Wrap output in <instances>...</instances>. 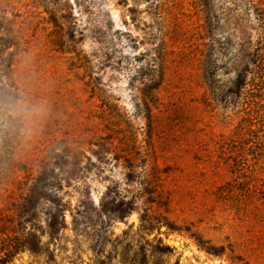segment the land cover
I'll use <instances>...</instances> for the list:
<instances>
[{"label": "trees", "instance_id": "1", "mask_svg": "<svg viewBox=\"0 0 264 264\" xmlns=\"http://www.w3.org/2000/svg\"><path fill=\"white\" fill-rule=\"evenodd\" d=\"M32 2L34 7H43L45 45L53 58L60 59L57 66L67 77L58 86L59 102H68L64 89L72 77L69 73L82 80L85 102H105L113 108L112 102H121L127 93L129 102H134L133 116L143 115L145 120L144 144L149 154L142 157V148L128 128L129 119L104 112L87 126L89 148L76 144L72 137L55 134L36 163L16 162V145L25 139L30 124L25 110L16 104L26 101L17 66L28 49L29 28L20 15H9L7 2L2 4L0 102H5L8 115L0 123L7 137L0 144V197L4 186L12 188L8 212L0 217L2 261L24 252L41 253L44 234L54 242L68 229L67 213L73 223L80 215L88 216L99 233L107 222L123 220L139 206L145 209V222L158 220L181 229H192L195 222L199 235L210 219H216L214 225L223 230L234 225L251 230L264 227V0H134L127 11L136 27L147 24L143 39L121 29L110 35L111 13L89 0L86 11L91 7L92 14L84 30L97 45L93 54L81 47L85 39L76 37L77 23L68 0ZM141 3L146 8L139 11ZM143 14L149 21L143 22ZM32 45L39 49L36 42ZM139 47L142 51L133 54ZM124 48L132 50L124 53ZM185 67L195 69V82L202 87L195 98L201 112L195 132L199 183L195 211L188 212L179 210L181 196L173 191L168 165L161 164L167 162V154L160 156L165 147L160 136H173L174 126L166 120L178 108L172 102L182 100L174 85ZM106 70L122 75L124 94L102 83L98 71ZM169 86H174L171 93ZM11 109L15 116L9 113ZM54 119L58 122L56 115ZM189 143L183 147L189 149ZM20 166L23 177H16L13 169ZM116 168H122L126 180L111 181L97 207L93 182L105 180L103 175ZM222 177L224 181L215 187L214 179ZM70 190L78 196L76 208H69L64 199L70 200ZM224 235L212 239L221 251L226 249Z\"/></svg>", "mask_w": 264, "mask_h": 264}, {"label": "rangeland", "instance_id": "2", "mask_svg": "<svg viewBox=\"0 0 264 264\" xmlns=\"http://www.w3.org/2000/svg\"><path fill=\"white\" fill-rule=\"evenodd\" d=\"M87 1L89 0H68L69 4L73 5L72 14L75 17L73 21L77 23L76 37L79 40L85 39L81 47L88 54H93L97 45L93 37L84 30L85 20H89V13L92 14L91 7L86 11ZM6 2L9 15H20L19 19L24 20L29 28L28 49L24 59L17 66V74L26 89V101L16 104L25 110L30 118V124L25 141L16 145L15 158H19L16 162L27 161L29 166L36 163L35 160L41 155V151L45 149L48 142L53 140L55 134H58L57 137H72L76 144L81 143L86 146L90 132L87 128L88 124L96 122L97 116H103L105 113L117 119H129L131 127L128 128H131L134 142L142 148V157L149 154V148L144 144L145 120L143 115L133 116L134 102H129L127 93L126 96H122L121 102H112L113 108H109L105 102H85L86 93L82 80L69 73L67 76L72 75V77L67 79L68 87L64 89L66 92L64 96L68 102H59L58 95L61 96V94L58 86L62 83L61 78L67 77L63 68L57 66L56 61L61 63L60 59L53 58V54L45 45V36L42 32L45 22L42 19L45 16L43 7L32 6V0H2L0 6ZM84 2L86 3L80 7L79 5ZM96 2L101 3L102 7L105 6L111 13L114 27L110 35H113L114 30L121 29L133 31L135 36L144 38V32L148 30L147 24L141 23L139 27H136L131 13L127 11L128 7H133L135 4L134 0H96ZM145 8V3L138 6L139 11ZM143 16H146L143 22L149 21L147 15L143 14ZM81 32L87 38L80 34ZM35 42L37 46L39 45V49L32 45ZM131 50V48L123 49L124 53ZM141 51L142 47H139L133 54ZM98 74L103 76L101 78L103 84L117 89L118 94H124L125 80L122 79V75L109 70L105 73L98 71ZM175 84L180 95L177 97L182 100L172 102L177 103L178 108H174L166 122L174 126L171 130L173 136L165 134L160 136V140L165 143V147H161L160 156L164 157L167 154V162H161V164L163 167L168 165L170 181L174 186L173 191L181 196L180 201L183 204L182 207H178L179 210L188 212L195 211V191L199 183L198 167L195 164V132L198 130L201 112L195 98L201 93L202 87L199 82H195V69L192 70L189 67L180 71ZM171 88L168 87L170 93ZM23 94L25 96L24 91ZM47 96L52 98V102L45 101ZM9 113L16 115L14 109L9 110ZM7 115L5 102H0V123L6 119ZM55 115L58 122L54 121ZM4 135L5 129L0 126V144L7 139ZM188 143L191 146L189 149L183 147ZM86 148H89L88 145ZM138 165L135 164V166ZM20 168L21 166L13 169L14 176L23 177ZM121 171L122 168H116L113 173L107 171L103 175L105 180L93 182V199L97 207L101 193L111 181L125 182L126 178H123ZM223 181L224 177L214 179L213 185L216 187ZM136 182L134 181L132 186H135ZM11 189L4 186L2 190L1 218L8 212L5 209L10 201ZM70 194V200L64 199L66 202L69 201L71 205L69 208H76L78 196L73 193V190H70ZM186 203H189V206ZM142 208L143 206H139L137 211L123 220L111 224L105 222L107 228L100 231L101 233L92 228L93 223L88 216L80 215L77 222L73 223L70 214L67 213L68 229L54 242L44 234L42 244L45 246L41 253L24 252L9 259L8 262L2 261L1 258L4 256L0 254V264H264V227L251 230L234 225L223 230L214 225L218 222L216 219H210L205 230L200 232L203 236H200L195 231V222L192 229L171 228L158 220L145 222L143 218L146 212ZM42 218L44 220L43 215ZM204 227L201 226V228ZM222 232L225 234L222 236L225 238L223 241L226 246L225 251H221L218 242L212 241ZM233 250L236 251L233 252Z\"/></svg>", "mask_w": 264, "mask_h": 264}]
</instances>
